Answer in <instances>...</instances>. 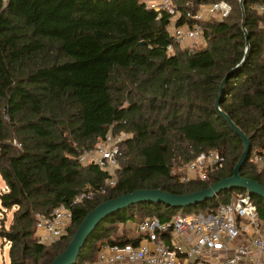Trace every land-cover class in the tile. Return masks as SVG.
Instances as JSON below:
<instances>
[{
	"label": "trees",
	"instance_id": "1",
	"mask_svg": "<svg viewBox=\"0 0 264 264\" xmlns=\"http://www.w3.org/2000/svg\"><path fill=\"white\" fill-rule=\"evenodd\" d=\"M226 1L228 16L204 20L201 44L189 49L169 33L166 13L156 19L139 0H0V212L11 210L0 238L9 243L7 264L49 263L84 215L107 199L135 189L186 194L232 175L242 140L214 101L224 75L243 58L242 18L247 56L226 80L219 107L251 137L240 174L264 184V166L251 160L264 148L261 0H243V11L238 0ZM109 128L130 134L120 144L125 158L116 184L71 204L83 186L95 187L107 176L79 156ZM210 150L223 166L207 180L178 182L175 160ZM244 191L227 189L186 207L141 202L117 210L98 222L73 264L94 262L104 245L136 243L140 235L125 227L128 221L211 213ZM251 196L264 229V199ZM59 204L71 212L65 234L37 243L35 214L47 216Z\"/></svg>",
	"mask_w": 264,
	"mask_h": 264
},
{
	"label": "built area",
	"instance_id": "2",
	"mask_svg": "<svg viewBox=\"0 0 264 264\" xmlns=\"http://www.w3.org/2000/svg\"><path fill=\"white\" fill-rule=\"evenodd\" d=\"M147 9L169 17L167 29L179 43L202 42L206 19L222 20L228 16L231 5L226 0H215L207 5L198 0H139ZM243 2V0H238ZM192 7H199L192 10ZM263 16L259 22L264 28V0L256 4ZM184 17L181 23L180 19ZM170 50V45L167 46ZM130 134L113 133L109 128L104 138L92 149L82 151L79 160L90 162L105 171L107 176L95 187L86 186L71 200V204L90 199L94 194H104L116 184L117 169L125 155L121 142ZM251 160L264 166V148L257 150ZM223 166L222 157L215 150L201 152L193 159L174 162L177 180H207L209 175ZM71 219L68 206L59 204L49 215L35 214L34 235L39 244H51L65 234ZM138 241L122 244L110 243L101 247L96 261L141 262L142 264H264V229L259 220L257 205L247 191L235 193L228 202L220 203L211 213L176 214L167 220L146 217L137 225ZM84 264H91L85 262Z\"/></svg>",
	"mask_w": 264,
	"mask_h": 264
},
{
	"label": "water",
	"instance_id": "3",
	"mask_svg": "<svg viewBox=\"0 0 264 264\" xmlns=\"http://www.w3.org/2000/svg\"><path fill=\"white\" fill-rule=\"evenodd\" d=\"M240 5L243 11L242 1L240 2ZM241 26L245 37V49L243 58L236 66L231 68L224 75L214 101L215 110L223 117V119L230 125L233 131L242 140V153L233 168L232 175L228 177H222L218 181L210 184L203 189L186 194L171 193L160 188L135 189L131 192L121 194L115 198L100 202L84 215L63 250L55 255L53 259L47 264H73L78 255L79 249L83 245L87 236L91 233V231L100 220H103L105 217L117 210L124 209L136 203L158 202L171 207H186L202 203L204 201H207L208 199H212L216 197L220 192L232 188L244 189L248 193L255 194L264 199V184H261L254 179L247 178L240 174V169L249 156L251 137L247 136L232 121L229 115L219 107L220 98L223 93L226 80L235 71V69H237L245 61L247 56L249 39L244 26V18H242Z\"/></svg>",
	"mask_w": 264,
	"mask_h": 264
},
{
	"label": "rangeland",
	"instance_id": "4",
	"mask_svg": "<svg viewBox=\"0 0 264 264\" xmlns=\"http://www.w3.org/2000/svg\"><path fill=\"white\" fill-rule=\"evenodd\" d=\"M207 8V5L203 6L201 9H206ZM201 43H197V44H194L195 46H192L191 43H183L181 46L182 47H188L189 49H192L198 45H200ZM3 185V182L2 180L0 179V187ZM85 189V186H83ZM10 217H11V210H6L3 212H0V226L3 225L4 227H7L8 225V222L10 220ZM138 222V221H137ZM136 222V223H137ZM131 223V222H130ZM134 223V224H136ZM8 246H9V243L8 242H5L4 240H2L0 238V264H7L8 262Z\"/></svg>",
	"mask_w": 264,
	"mask_h": 264
},
{
	"label": "crops",
	"instance_id": "5",
	"mask_svg": "<svg viewBox=\"0 0 264 264\" xmlns=\"http://www.w3.org/2000/svg\"><path fill=\"white\" fill-rule=\"evenodd\" d=\"M3 188H4V186L2 185L0 187V189H3ZM136 225H137V223L134 224L132 222L130 223L129 221L125 223V227L128 228V229L130 228L131 233L138 235L139 233L137 231ZM91 264H142V263L141 262H125V261H121V262L117 261V262H113V263H105V262H101V261L99 262V261L95 260Z\"/></svg>",
	"mask_w": 264,
	"mask_h": 264
}]
</instances>
